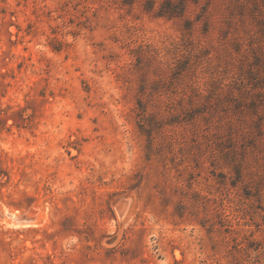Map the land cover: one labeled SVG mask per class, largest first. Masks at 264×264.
Instances as JSON below:
<instances>
[{
	"label": "rangeland",
	"instance_id": "rangeland-1",
	"mask_svg": "<svg viewBox=\"0 0 264 264\" xmlns=\"http://www.w3.org/2000/svg\"><path fill=\"white\" fill-rule=\"evenodd\" d=\"M0 264H264V0H0Z\"/></svg>",
	"mask_w": 264,
	"mask_h": 264
},
{
	"label": "water",
	"instance_id": "water-1",
	"mask_svg": "<svg viewBox=\"0 0 264 264\" xmlns=\"http://www.w3.org/2000/svg\"><path fill=\"white\" fill-rule=\"evenodd\" d=\"M0 217L8 218V220L12 224L17 225V226L31 225L35 221V213L34 212H30V213L12 212V213H9V212L0 210Z\"/></svg>",
	"mask_w": 264,
	"mask_h": 264
}]
</instances>
